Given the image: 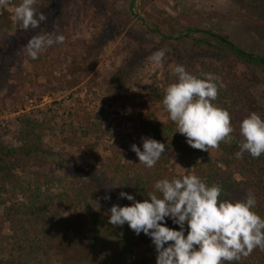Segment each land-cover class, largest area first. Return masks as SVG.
I'll return each mask as SVG.
<instances>
[{
  "label": "trees",
  "instance_id": "16d2710c",
  "mask_svg": "<svg viewBox=\"0 0 264 264\" xmlns=\"http://www.w3.org/2000/svg\"><path fill=\"white\" fill-rule=\"evenodd\" d=\"M254 1L257 2H254L255 10L264 14L263 0ZM60 2L37 0V12H43L48 19L38 29L27 31L16 22L12 12L5 7L0 8V93L8 87L10 80L20 83L24 81V62L33 67L35 75L37 69L43 67L47 53L41 52L38 59L32 60L23 51V45L33 35L52 32L55 23L59 29L58 34L67 36L69 23L74 25L79 13L73 10L74 5L67 4L65 0ZM20 3L21 0H10L8 5L15 9ZM112 33L104 26L95 44L86 48L78 61L72 58L70 63L76 65V71L70 73V86L89 75L98 47ZM207 33L215 38V47L205 40H192V46L197 49H192L182 60L186 70L198 78L203 79L205 73L219 77V93L213 103L230 113L234 131L232 142L221 143L217 149L222 154L218 160L206 158L197 163L189 160L192 149L185 137L176 132V124L170 120L162 104L166 89L149 88L143 98L132 102L133 117L130 120L135 135L133 141L127 139L123 130L116 129L121 125L118 120L112 124L114 132L105 129L97 131L90 126H81L80 129L70 126V133L73 139L78 134L85 139L96 132L94 148L98 140L103 139L107 143L103 150L108 154L100 163L99 170L103 187L115 189L119 193L127 192L134 195L136 200L143 201L148 198V193L155 192L154 184L157 180L184 176L169 170L171 162L182 161L185 165L192 163L193 175L207 184L220 185L223 189L222 200H244L250 190L257 201L253 211L264 217V154L258 159L248 153L243 158L235 156L242 140L239 134L240 122L251 112L264 118V57L243 51L221 35ZM183 37L188 38L189 33ZM29 96L32 97L33 92ZM160 116L165 120L161 121ZM16 121L18 145L8 146L0 142V193H6V184L34 163L42 168L44 162H51L54 170L67 173L64 178L70 181L63 183V179L57 177L50 168L43 180L34 179L32 184L20 186L23 199L4 207L3 217L8 234L0 238V264H14V259L26 254L59 248L67 242L68 237V242L76 247L78 253L75 256L69 255L63 264H155L154 246L149 237L143 233L135 235L127 224L122 228H114L108 223L110 208L103 206V210H96L88 205L85 195L87 183L76 182L77 179L86 180L85 176L80 174L79 177V172L74 174L69 163L60 158L55 160L54 154L45 149L40 121L28 114L19 116ZM142 137L153 138L166 147L165 153L151 169L140 164L131 151L133 143L142 149ZM124 156L129 157L127 165ZM121 202V198H115V204L120 205ZM71 211L76 212V216H70ZM167 226L177 227L170 219ZM233 264H264V251L257 248L251 255Z\"/></svg>",
  "mask_w": 264,
  "mask_h": 264
},
{
  "label": "rangeland",
  "instance_id": "374dc122",
  "mask_svg": "<svg viewBox=\"0 0 264 264\" xmlns=\"http://www.w3.org/2000/svg\"><path fill=\"white\" fill-rule=\"evenodd\" d=\"M65 1L74 5L73 10L79 16L74 25L69 23L64 43L42 51L47 56L36 75L33 67L24 62V81L10 80L0 93V142L17 146V118L24 114L37 118L43 127L45 149L54 154L55 160L60 158L69 163L74 174L79 172L78 176H85L86 180L77 179L76 182L87 183L88 205L103 210V206L110 208L119 197L117 190L103 187L99 179L100 163L108 154L103 150L107 143L98 140L94 148L96 132L85 139L80 134L73 139L71 127L90 126L97 131L114 132L112 124L118 120L121 125L116 129L123 130L127 139L133 141L132 102L143 98L149 88L163 90L176 82L175 66L183 65L182 58L197 49L192 46V40H205L213 47L217 42L208 35L210 32L227 38L245 52L264 57V14L255 10L257 2L254 0ZM5 8L14 15V8L9 5ZM104 26L113 32L111 37L107 36L98 47L89 75L70 86V73L76 71V65L70 61L72 58L78 61L83 51L95 44ZM186 33L189 37L185 39ZM162 48L167 49L164 62L156 65L149 57ZM211 54L212 49L209 50ZM160 120L165 119L160 116ZM191 149L189 160L194 163L206 158L218 160L222 155L217 149H209L208 153ZM128 160L129 157L124 156L126 165ZM50 168L63 183L70 181L64 178L67 173L54 170L51 162H44L42 168L34 163L6 184L7 192L0 193V201L5 203H0V238L8 234L4 207L23 199L20 186L32 184L34 179L43 180ZM193 168L192 163L185 165L182 161L169 165V170L181 175H193ZM106 195L110 199H104ZM121 201L120 206L132 203L123 198ZM70 216H76V212L71 211ZM68 240L69 237L59 248L14 259V264H63L69 255L78 253Z\"/></svg>",
  "mask_w": 264,
  "mask_h": 264
},
{
  "label": "clouds",
  "instance_id": "9594fccd",
  "mask_svg": "<svg viewBox=\"0 0 264 264\" xmlns=\"http://www.w3.org/2000/svg\"><path fill=\"white\" fill-rule=\"evenodd\" d=\"M36 2L21 0L14 9L15 20L25 31L38 29L48 19L43 12H37ZM9 3L10 0H0V8ZM53 29L33 35L23 45L32 60L38 59L42 51L64 43L65 36L58 34L55 23ZM166 51L162 48L153 52L150 61L162 65ZM174 74L177 80L166 88L162 104L176 124V132L185 137L191 148L202 152L231 143L234 129L230 113L213 103L219 93V77L205 73L203 79L198 78L182 64L175 66ZM239 134L242 140L235 153L237 158L248 153L258 159L264 154V118L251 112L240 122ZM141 139L142 149L133 143L131 151L140 164L151 169L166 147L153 138ZM154 189L143 201L121 191L118 198L132 203L113 204L108 223L114 228L127 224L135 235L143 233L149 237L155 264H233L257 248L264 251V217L253 211L257 201L250 190L244 200H222L220 185H209L196 175L157 180ZM169 219L177 227L167 226Z\"/></svg>",
  "mask_w": 264,
  "mask_h": 264
},
{
  "label": "built area",
  "instance_id": "2783aa9c",
  "mask_svg": "<svg viewBox=\"0 0 264 264\" xmlns=\"http://www.w3.org/2000/svg\"><path fill=\"white\" fill-rule=\"evenodd\" d=\"M46 99V96L45 97H42V101H44Z\"/></svg>",
  "mask_w": 264,
  "mask_h": 264
}]
</instances>
